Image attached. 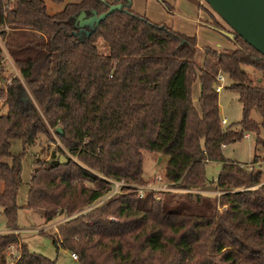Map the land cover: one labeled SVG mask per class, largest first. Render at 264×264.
<instances>
[{"label":"trees","instance_id":"obj_1","mask_svg":"<svg viewBox=\"0 0 264 264\" xmlns=\"http://www.w3.org/2000/svg\"><path fill=\"white\" fill-rule=\"evenodd\" d=\"M101 14L93 28L82 24ZM198 23L235 48L205 46L199 65L195 36L135 12L131 0H80L55 14L43 0H0V61L6 52L18 71L0 85V207L9 229L0 232V264H56L21 240L20 207L44 224L67 216L51 237L79 264H264L263 171L223 155V146L249 132L264 149V56L212 16ZM99 39L108 54L99 52ZM219 71L242 105L236 129L221 123ZM253 109L260 123L250 118ZM52 132L64 160L34 161L19 206L22 154L10 152L11 140L25 150ZM143 151L168 156L163 175L173 190L138 194L134 185L146 183ZM208 162L221 163L214 181ZM110 180L123 185L96 204ZM207 186L218 193L201 194ZM13 245L14 258L7 255Z\"/></svg>","mask_w":264,"mask_h":264},{"label":"rangeland","instance_id":"obj_2","mask_svg":"<svg viewBox=\"0 0 264 264\" xmlns=\"http://www.w3.org/2000/svg\"><path fill=\"white\" fill-rule=\"evenodd\" d=\"M147 1L148 0H143L138 3L140 4V8H143L146 10V12L151 13L153 19L160 18L159 16L161 15V8L164 13L167 12L170 17L173 18L179 15L182 17L195 19V17H193L190 13L186 12V14H182L178 8L181 4L192 7L197 5V3H200L203 6V8L200 10L203 13V21L210 20V17L212 16L214 19L224 23L204 0H163L164 2H160L159 0H149V3H147ZM166 5L172 8L171 12L167 11ZM164 24L166 23L164 22ZM97 47L100 53L108 54V46L104 40L99 39L97 41ZM196 61L201 62L200 54L197 55ZM17 74L18 71L12 59L6 52H3V56L0 61V85L5 83L8 84L11 77ZM257 74L258 76L260 75V73ZM254 75H256V73H254ZM231 83L232 81L227 76H225L224 88L218 92V102L221 108L222 118L225 117L227 119L225 125L236 129L238 127L237 122L242 119V105L237 98V94L230 89ZM198 86H200V84L197 79L192 85L193 97L196 95ZM5 111L6 107L3 106V103L0 100V112ZM250 118L258 123L261 122V116L255 109L251 110ZM245 135L247 136L242 137L239 141L225 145L223 148V155L227 159L237 161L240 165L248 170L260 167L263 171L261 180L264 182V149L260 146H256L254 133L249 132ZM260 136L264 137V127H261L260 129ZM51 137H53V139L47 138L44 135H39L35 142L30 144L25 150H23L22 142L19 139L11 140L10 152L15 155L22 154L20 173L21 183L17 194V204L19 206L26 202L34 161L36 159H48L52 156L55 158L59 157L58 148L60 147V143L53 132ZM160 156L162 155L143 151V176L146 180V183L136 186L134 185L138 194H145L146 190L149 189H153L155 191L173 190L170 188L169 182L164 179L163 175L168 156H164L159 160ZM59 159L61 161L64 160V158L61 156ZM5 160L8 162L10 161L8 157L5 158ZM249 166H251V168ZM220 169L221 163L208 162L205 165L207 180L214 181ZM120 186L121 185L118 184L116 190H114L115 183H111V190L109 193L98 200L96 204L101 202L104 198L118 192ZM199 192L204 195H213L218 193L210 186H207L204 190H199ZM223 209L224 208H220V210ZM66 218L67 216H56L53 220L54 223H49L46 224L48 226H45L38 213H34L29 209L20 207L17 211V225L19 227L17 232L19 233L21 240L26 244L30 251L42 254L45 257L54 260L56 264H79L78 261L73 260L70 257V252L68 250L62 249L61 247L56 248L52 241L51 234L53 233L55 225L61 222L60 220L63 221ZM5 228L6 218L0 207V230ZM17 251V247L13 245L11 248H9V250H7V255L10 253L11 257L14 258L17 254Z\"/></svg>","mask_w":264,"mask_h":264},{"label":"water","instance_id":"obj_3","mask_svg":"<svg viewBox=\"0 0 264 264\" xmlns=\"http://www.w3.org/2000/svg\"><path fill=\"white\" fill-rule=\"evenodd\" d=\"M221 20L236 34L264 56V0H204ZM120 8L110 6L108 12ZM84 16L83 13L79 16ZM105 14L82 20L93 28ZM57 133L61 132L58 127Z\"/></svg>","mask_w":264,"mask_h":264},{"label":"crops","instance_id":"obj_4","mask_svg":"<svg viewBox=\"0 0 264 264\" xmlns=\"http://www.w3.org/2000/svg\"><path fill=\"white\" fill-rule=\"evenodd\" d=\"M45 3V7H46V11L49 14H55L59 11H61L63 9V7L67 4V3H75V2H79L80 0H65L61 3H55L51 0H43ZM108 2H111V0H107ZM143 1V0H131L132 3V9L142 15L147 16L150 20L157 22V23H166L167 25L171 26L174 30L182 32L186 35L189 36H195L196 40H197V48H196V58L197 55L200 54L201 55V62L197 63L199 65H202L203 62V47L208 46L214 49H233L235 48L234 45L231 43V41L226 37L223 36L222 34L211 30L209 28L203 27L198 23V19H203V13L198 9L197 5H194L192 7L190 6H184L183 4L180 5V7L178 8V10L182 13V14H186L190 13L192 14L193 17H195V19H190L188 17H182V16H175V18L170 17V15L167 12H163L162 8L160 9V13L161 15L159 16V19H153L151 13L146 12L145 9L140 8V4L138 2ZM145 1V0H144ZM196 1V0H194ZM147 3H149V0L147 1ZM200 94V86H198L197 91H196V95L193 97V102L196 103L198 97ZM221 110V108H220ZM222 117V115H221ZM247 136V135H245ZM225 146H223L224 148ZM164 157V155L159 157V160L162 159ZM25 204V202H24ZM24 204L20 205L23 206ZM62 221V220H60ZM49 223H54V221L48 222L46 224ZM45 226H48L46 225ZM58 224V223H57ZM44 226V227H45ZM56 226V225H55ZM19 230V229H18ZM9 229L5 228L3 230H0V232H8Z\"/></svg>","mask_w":264,"mask_h":264},{"label":"built area","instance_id":"obj_5","mask_svg":"<svg viewBox=\"0 0 264 264\" xmlns=\"http://www.w3.org/2000/svg\"><path fill=\"white\" fill-rule=\"evenodd\" d=\"M214 81H215V90L216 92H220L223 88H224V81H225V75L222 72H217V74L214 77ZM227 119L225 117H223L221 119V123L222 124H226ZM251 168V166H249ZM111 183H115V187L114 190H116V187L118 186V184L122 185L123 182H118V181H113L110 180ZM140 196H142L143 194H139ZM70 257L73 260H77V255L75 253H70Z\"/></svg>","mask_w":264,"mask_h":264}]
</instances>
